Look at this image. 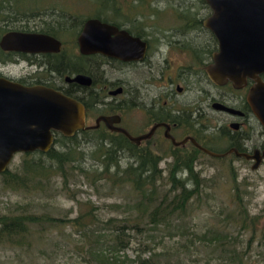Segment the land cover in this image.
I'll return each mask as SVG.
<instances>
[{"label":"flooded vegetation","instance_id":"obj_1","mask_svg":"<svg viewBox=\"0 0 264 264\" xmlns=\"http://www.w3.org/2000/svg\"><path fill=\"white\" fill-rule=\"evenodd\" d=\"M5 1L0 0V39L9 32L39 34L56 40L59 48L25 52L0 47V77L53 88L78 101L84 123L76 131L121 136L147 154L143 159L158 162L174 160L180 149L199 160L202 155L250 164L254 157L259 164L264 160V101L259 94L253 103L248 97L251 89L264 85V72L238 84L212 80L208 69L218 41L204 24L211 15L204 0V15L190 10L169 15L149 0H90L85 15L67 11L63 1ZM89 20L127 36V41L115 33L106 36L110 48L126 49L125 58L80 52L78 39L82 45L97 44V30L83 32ZM76 75L89 82L66 79Z\"/></svg>","mask_w":264,"mask_h":264},{"label":"trees","instance_id":"obj_2","mask_svg":"<svg viewBox=\"0 0 264 264\" xmlns=\"http://www.w3.org/2000/svg\"><path fill=\"white\" fill-rule=\"evenodd\" d=\"M5 2L8 3L9 0ZM69 68L72 70L70 65ZM81 139L92 145L84 150ZM56 145L58 148H55ZM120 153H125L130 159L124 167L119 165ZM145 155L147 154L129 147L121 136L102 130H78L71 136L53 132L52 144L48 150L23 153L19 168L14 171L6 168L0 173V180L3 188L29 194H61L68 189L70 181L77 177L91 184L94 180L102 182L109 189L127 187L128 197L123 202L110 206L121 217L110 216L102 220L85 211L67 220L68 225L81 237L73 242L74 252L80 256L82 254L79 261L81 264H119L121 260L117 253L126 249L129 243L128 240L124 241L125 231H150L158 227L168 229L174 226V221L186 217L192 204H199L203 195L205 179L198 171L193 170L194 165L200 162L198 157L190 158L180 149L173 156L174 160L166 163V175H162L158 160L143 159L142 156ZM202 156L220 161L219 158ZM89 161L90 169L85 167ZM54 179H58L60 184L55 185ZM232 183L230 194L232 192L236 216L228 213L225 219L244 229L246 221L253 220L255 216H250L243 207L238 183L234 179ZM70 198L73 199L74 196ZM20 209L16 212L14 208L0 216V242L10 241L20 247L30 232L29 224L47 228L62 223V219H49V216L24 213ZM174 227L178 229V226ZM182 233L190 235V238L186 237V241L193 243L195 240L202 245H215L216 250L227 252L225 255L220 253V257L224 256L229 264H247L246 257H242L233 246L235 241L228 240L229 234L226 231L222 233L206 229L197 234L182 227ZM160 242L162 241H157L156 244ZM229 246L232 247L229 249ZM146 247L148 256L142 258L138 253L132 259L133 263L167 264L168 252H155L152 247ZM159 259H163V262Z\"/></svg>","mask_w":264,"mask_h":264},{"label":"rangeland","instance_id":"obj_3","mask_svg":"<svg viewBox=\"0 0 264 264\" xmlns=\"http://www.w3.org/2000/svg\"><path fill=\"white\" fill-rule=\"evenodd\" d=\"M51 1L59 5L66 3L67 11L78 15L90 12V0ZM149 1L151 6L169 15L183 10L195 11L201 15L206 12L200 0ZM27 2L30 3V0ZM81 142L82 147H85L84 150L92 145L91 142L86 143L82 139ZM55 148H58V145ZM125 153L119 155L121 167L130 160ZM22 158V153L14 154L6 168L10 171L19 168ZM167 162L158 163L162 175L166 173ZM89 165L90 161L85 167L90 169ZM250 165L244 161L230 162L205 158L197 162L193 170L198 171L205 179L199 204L194 202L186 217L174 221L173 224L178 226V229L171 226L168 229L158 227L155 230L141 232L125 231L124 241L128 240L129 243L126 249L117 253L121 260L119 264H135L132 259L138 253L140 257L146 258L149 254L146 246L152 247V251L155 252H168L167 264H229L224 256L220 257V253L225 255L227 252L216 250L215 245H202L195 240L193 243L186 241V237L190 238V235L183 234L182 227L197 234L206 229H214L222 233L226 231L229 234L228 240L235 241L233 246L242 257H246L247 264H264V160L255 169H251ZM232 179L238 183L244 202L243 207L250 216H255L253 220L246 221L244 229L228 223L225 219L228 213L236 216L232 192L230 194L233 188ZM54 184L59 185L60 181L54 179ZM127 191V187L109 189L102 182L94 180L91 184L77 177L70 181L68 189L63 190L61 194L53 195L51 192L29 194L3 188L0 180V216L14 208L16 212L21 208L24 213L49 216V219L55 220L62 219L60 225L47 228L29 224L30 232L20 247L10 241L0 242V264H79L82 254L80 256L74 252L73 242L81 237L68 225L67 220L85 211L102 220L110 216L121 217L122 215L110 206L123 202L128 197ZM72 196L73 199L70 198ZM251 230H253L252 236ZM157 241L162 242L156 244ZM231 247L229 246V249ZM159 261L163 262V259Z\"/></svg>","mask_w":264,"mask_h":264},{"label":"water","instance_id":"obj_4","mask_svg":"<svg viewBox=\"0 0 264 264\" xmlns=\"http://www.w3.org/2000/svg\"><path fill=\"white\" fill-rule=\"evenodd\" d=\"M204 1L211 10L204 24L218 41V51L208 69L212 80L221 82L228 79L238 84L246 76L256 77L258 73L264 72V0ZM95 30L97 39L94 43L97 44L82 45L78 39L81 53L99 52L125 58L126 49L117 46L114 50L106 40L109 33H115L127 41L125 34L97 20L85 23L84 33ZM0 47L25 52H47L57 51L59 43L45 35L9 32L1 37ZM66 79L76 83L89 82L82 75ZM255 94H259V100L264 101V85L259 84L250 90L248 97L251 103L255 102ZM258 106L260 108L261 103ZM100 118L105 123L108 121V118ZM261 121L264 126V120ZM83 123L82 109L75 99L53 88L24 86L0 77V173L5 170L14 153L35 149L45 151L51 146L53 132L71 136L77 129L83 128ZM118 130L128 136L125 130ZM254 158L251 169L259 165V158Z\"/></svg>","mask_w":264,"mask_h":264}]
</instances>
